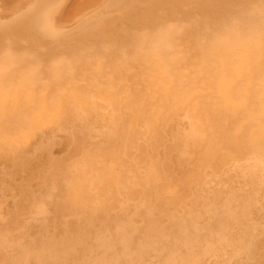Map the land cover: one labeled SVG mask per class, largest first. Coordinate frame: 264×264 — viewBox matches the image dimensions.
<instances>
[{
    "label": "bare ground",
    "instance_id": "obj_1",
    "mask_svg": "<svg viewBox=\"0 0 264 264\" xmlns=\"http://www.w3.org/2000/svg\"><path fill=\"white\" fill-rule=\"evenodd\" d=\"M0 264H264V0H0Z\"/></svg>",
    "mask_w": 264,
    "mask_h": 264
}]
</instances>
